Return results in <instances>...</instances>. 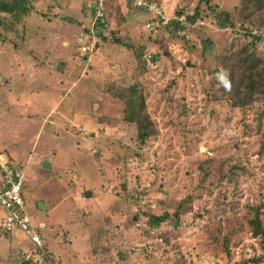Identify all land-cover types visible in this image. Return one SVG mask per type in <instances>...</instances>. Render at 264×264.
I'll use <instances>...</instances> for the list:
<instances>
[{
  "label": "rangeland",
  "instance_id": "rangeland-1",
  "mask_svg": "<svg viewBox=\"0 0 264 264\" xmlns=\"http://www.w3.org/2000/svg\"><path fill=\"white\" fill-rule=\"evenodd\" d=\"M76 1L84 9L31 0L16 34L0 13V151L26 170L28 212L44 215L43 204L50 213L42 264H264L250 224L256 214L264 223V82L240 96L230 74L220 90L227 57L248 67L256 59L264 81V11L250 26L256 41L238 22L220 30L209 10L233 12L242 0H146L165 8L160 15L103 0L102 40L99 0ZM181 9H201L203 19L171 34ZM130 12L136 19L121 23ZM238 68L227 72L243 81ZM118 92L146 104L157 136L140 145L137 127L122 122ZM164 214L168 221L150 230L149 216ZM9 249L0 246L2 264Z\"/></svg>",
  "mask_w": 264,
  "mask_h": 264
},
{
  "label": "trees",
  "instance_id": "trees-1",
  "mask_svg": "<svg viewBox=\"0 0 264 264\" xmlns=\"http://www.w3.org/2000/svg\"><path fill=\"white\" fill-rule=\"evenodd\" d=\"M29 1L31 2V0H9L8 2L7 0H0V13L9 15V17H6L7 21L5 22V25L7 23H12V26L15 27V31L14 32L11 31L12 34L14 33L16 34L18 32L16 28H18L19 26H22V28H26L27 20L29 19L28 17L30 16L31 9L34 8V6L32 5V2L30 3ZM203 1L204 0H200V3H202ZM206 3H208L207 0H206ZM154 4L157 5V3H154ZM157 6L159 9H161L159 5ZM135 8L137 9V11L141 10V12L143 11L147 12L145 9H142L139 7H135ZM209 10L213 13V17L216 20V24L220 30L234 29L236 28L237 22H238L240 24V26H238L239 29L244 30V32L247 35L253 36L251 33L252 30H250V26L257 25L256 23L257 21H253V18L254 16L256 15L258 16L264 11V0H242L241 8L240 9L236 8L234 9L233 12L225 11V10L221 11L218 9H209ZM184 16H185V21L181 22L180 20H182V17ZM0 19L4 20L5 18H2L0 16ZM106 19L108 20V16ZM133 19H136L135 13L130 12L122 18L121 23H124L126 25L127 23L130 22V20H133ZM202 19H203V14H202L201 9H195L194 15L192 16L188 15L185 10L181 9L180 11L177 10L175 12V19H173L172 20L173 22L169 23V26H167L166 28L169 29L171 34H172V29H175L176 32H183V31L185 32L186 28L188 30L189 26L191 27L195 26ZM258 24L261 25L260 23ZM101 25L103 26V27H100L103 30L102 31L103 33L101 32L100 35L98 36H100L102 40H106L107 38L104 32H107L109 23L105 21V24H101ZM5 29L8 32L10 31L7 29V27ZM114 34L115 32H113V35ZM173 35H175V33H173ZM253 37H256V41L261 40V37L260 36L258 37V35H255ZM147 39L150 40L151 37L148 36ZM8 40H11V39L6 36L4 42L2 41L3 45ZM13 40L20 41V39H17V37H15ZM115 43L122 44V42L118 39H116ZM140 52H137V58L138 60L141 61L143 60V55L140 54ZM227 58L228 59H226L225 63L223 64L219 63V65L221 64L224 67L222 74L225 78V82L220 87V90L223 91V89L227 88L228 83L231 84L230 79H229L230 74H231V79L235 81V84L239 83L240 85L236 87L238 95L241 96L245 90L249 91L250 94H255V92L260 90L262 86V82L264 81H263L262 76L257 73L258 69H257L256 59H251L249 61V67H250L249 69L248 62L246 61V59H243L242 57L236 60H234L233 57H227ZM231 63L234 64V67H237V65L240 64V67L243 72L241 75V80L243 81H239V77H235L233 73L234 70H232L230 73L227 72L228 67ZM241 69L238 68L239 73ZM127 88L131 90L132 95H135L134 93H138V90H139L136 84H129L127 85ZM115 97L122 98L123 100H125L127 107L125 108L123 112H121V114L124 115L122 122L124 125L133 124L137 127V138H138V142L140 143V145L145 144L147 140L159 134L157 128L155 127L154 122L151 120V118L148 115L146 116L144 114V111L146 109V106H145L146 104H144L143 102L139 104H135V99H133L131 95L129 96V99H127V96L123 92L116 93ZM234 106L241 107L243 105L241 103H237V105L234 104ZM0 153L4 154L1 151ZM0 175H3V173L0 172ZM3 178L4 177L1 176L0 180ZM25 183H26V179H25ZM24 187H25V184L23 185V190H24ZM168 219H169L168 214H164L161 216L151 215L149 216V220L147 221V226L150 230L153 231V230L158 229L160 225L168 221ZM250 224L253 228L254 236L261 238L264 243L263 220L256 214V216L253 219H251ZM28 250L29 252H31L32 255H36L38 253L35 247L28 248ZM9 251H10L9 254H10V261H11L10 264H18L19 262L24 260V258L22 259V253L19 251L18 248L10 247ZM46 259H49L48 253H47V256H44V261Z\"/></svg>",
  "mask_w": 264,
  "mask_h": 264
},
{
  "label": "built area",
  "instance_id": "built-area-1",
  "mask_svg": "<svg viewBox=\"0 0 264 264\" xmlns=\"http://www.w3.org/2000/svg\"><path fill=\"white\" fill-rule=\"evenodd\" d=\"M133 6L145 9L146 11L161 14L160 9L154 3L146 4L144 0H128ZM103 0H99L98 4V21L105 24ZM102 13V15L99 14ZM0 172L4 178L0 180V227L2 231L9 233L14 229H20L32 241L34 247L38 251L36 255L29 254L27 256L30 264H42L44 256H47L45 245L42 241V232L40 228L33 224L23 196V185L25 184L24 169L14 164V162L0 153Z\"/></svg>",
  "mask_w": 264,
  "mask_h": 264
},
{
  "label": "crops",
  "instance_id": "crops-1",
  "mask_svg": "<svg viewBox=\"0 0 264 264\" xmlns=\"http://www.w3.org/2000/svg\"><path fill=\"white\" fill-rule=\"evenodd\" d=\"M50 1H53V2H55L56 3V1H57V5H56V7L57 8H61V9H84V2L82 3V2H78V1H76V0H50ZM72 3H76L77 4V6H74ZM82 6V7H81ZM36 8L37 9H39L38 8V6H36ZM161 9H165V8H161ZM164 12H165V10H164ZM69 60H71V57L69 58ZM60 65V64H59ZM63 73V72H62ZM68 73V72H67ZM67 73L65 74V75H63V76H66V77H69V76H71L72 75V73L70 74V75H67ZM76 73V72H75ZM60 75H62V74H60ZM77 79V78H76ZM74 81H76V82H78V80H74ZM74 84H76L77 85V83H73V85ZM75 85V86H76ZM55 110V109H54ZM57 110V109H56ZM84 118L86 119V116L84 115ZM91 123H93V120L91 121ZM1 152H3V151H1ZM9 155V154H8ZM10 159V158H9ZM12 159V158H11ZM13 160V159H12ZM13 161H15V160H13ZM14 164H17V165H19V166H21L23 169H24V174H25V179H26V176H27V173H26V170H25V168L20 164V163H14ZM38 181V180H37ZM54 203V202H53ZM43 204H41L40 205V207L38 208L39 210H41L43 213H44V215H37V216H35V218L28 212V214H29V216H30V218H31V220H32V222H33V224L35 225V227H37V228H40L41 229V232H42V235H43V237H42V241H43V244L45 245V238L46 239H48L47 241H46V244H48V247H49V239H50V235H48V232L49 231H51L52 229L50 228V227H48L47 226V224L44 222V220H46V218H51V216H50V213L49 212H47V208L46 209H43L44 207L42 206ZM28 211V210H27ZM2 214V212H1V210H0V215ZM44 216V217H43ZM0 229H1V227H0ZM1 232H0V238H4V239H6V240H8V241H5V242H3V241H1V239H0V246L1 245H4L5 246V248H6V250H7V244H9L10 245V247H14V248H18L19 249V251L22 253V259L24 258V260H22L21 262H19L18 264H30V262H28V260H27V256L29 255V254H31V252H29V250H28V248L29 247H33L34 248V245H33V243H32V241H31V239L24 233V232H22L20 229H14L12 232H9V233H6V232H4V231H2V229L0 230ZM16 231H19V232H22L23 234H25L26 236H27V238H29V242H30V244L29 245H26V247L24 248L23 246H22V242L20 241V240H18V238L16 237V234H15V232ZM14 239H15V242H16V240H17V243H14ZM75 245V244H74ZM50 247H51V249L52 250H57L56 249V247H55V244H50ZM6 250H5V252H4V258H5V256H6ZM61 250V249H60ZM64 250H62V252H63ZM47 252V251H46ZM50 252H52V251H50ZM9 253H10V251H9ZM53 253V252H52ZM6 259H8V261H7V263L8 264H10L11 263V261H10V254H8V258L6 257ZM1 260H3V258L2 259H0V264H2V261Z\"/></svg>",
  "mask_w": 264,
  "mask_h": 264
},
{
  "label": "water",
  "instance_id": "water-1",
  "mask_svg": "<svg viewBox=\"0 0 264 264\" xmlns=\"http://www.w3.org/2000/svg\"><path fill=\"white\" fill-rule=\"evenodd\" d=\"M44 167L51 168V165H50V163L45 162V163H44ZM85 195H86V197H87L88 195H90V193H86ZM42 206L44 207V205H42ZM43 209H46V208L44 207Z\"/></svg>",
  "mask_w": 264,
  "mask_h": 264
}]
</instances>
